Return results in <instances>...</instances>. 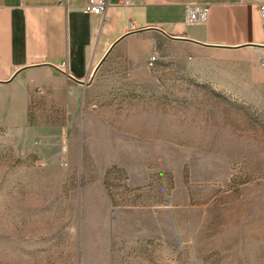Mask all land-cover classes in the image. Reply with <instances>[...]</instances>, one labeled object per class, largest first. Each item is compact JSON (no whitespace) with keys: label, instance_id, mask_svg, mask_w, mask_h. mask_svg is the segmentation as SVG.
Instances as JSON below:
<instances>
[{"label":"rangeland","instance_id":"374dc122","mask_svg":"<svg viewBox=\"0 0 264 264\" xmlns=\"http://www.w3.org/2000/svg\"><path fill=\"white\" fill-rule=\"evenodd\" d=\"M39 90L0 127V264H264V51L137 34L78 110Z\"/></svg>","mask_w":264,"mask_h":264},{"label":"crops","instance_id":"0c3cea01","mask_svg":"<svg viewBox=\"0 0 264 264\" xmlns=\"http://www.w3.org/2000/svg\"><path fill=\"white\" fill-rule=\"evenodd\" d=\"M64 1L0 0V127L27 124L36 89L46 108H81L113 50L137 34L157 33L209 50L264 51V0H130L131 6L106 0L100 16L83 12L88 0ZM196 5L207 8L208 17L188 25V7Z\"/></svg>","mask_w":264,"mask_h":264},{"label":"built area","instance_id":"2783aa9c","mask_svg":"<svg viewBox=\"0 0 264 264\" xmlns=\"http://www.w3.org/2000/svg\"><path fill=\"white\" fill-rule=\"evenodd\" d=\"M125 6H131L135 2L130 0H121ZM73 0H65L63 2L64 5L72 4ZM108 8V2L106 0H88L86 4L83 6V12L86 14L100 16L103 15ZM261 17L264 19V5L260 6ZM208 17V9L202 6H191L188 7L186 14V22L188 25H197L201 22L206 21ZM134 26H131V30H134ZM158 62V57L153 55L147 60V67L149 69H153ZM60 70L66 72V65L62 64ZM69 79H72L70 75H68ZM42 93V90H39Z\"/></svg>","mask_w":264,"mask_h":264},{"label":"water","instance_id":"95a60500","mask_svg":"<svg viewBox=\"0 0 264 264\" xmlns=\"http://www.w3.org/2000/svg\"><path fill=\"white\" fill-rule=\"evenodd\" d=\"M158 31H160V30H158ZM161 33H163L162 31H161ZM164 34V33H163ZM164 35H166L167 36V34H164ZM169 38H171V39H177V38H172V37H170V36H168ZM110 53V52H109ZM102 64V63H101Z\"/></svg>","mask_w":264,"mask_h":264}]
</instances>
